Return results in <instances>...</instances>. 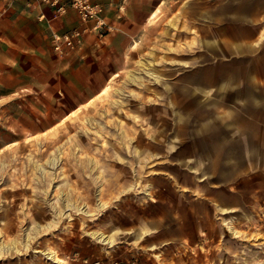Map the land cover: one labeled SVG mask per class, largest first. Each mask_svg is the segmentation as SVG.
I'll return each instance as SVG.
<instances>
[{
    "label": "rangeland",
    "instance_id": "374dc122",
    "mask_svg": "<svg viewBox=\"0 0 264 264\" xmlns=\"http://www.w3.org/2000/svg\"><path fill=\"white\" fill-rule=\"evenodd\" d=\"M91 1L0 0V264H264V0Z\"/></svg>",
    "mask_w": 264,
    "mask_h": 264
},
{
    "label": "built area",
    "instance_id": "2783aa9c",
    "mask_svg": "<svg viewBox=\"0 0 264 264\" xmlns=\"http://www.w3.org/2000/svg\"><path fill=\"white\" fill-rule=\"evenodd\" d=\"M31 6L35 3H44L55 13H63L73 9L78 13V22L63 30H52L49 41L52 51L57 56H64L73 49L80 48L84 42L86 31L97 28L98 30L105 24L104 7L100 2L91 0H23ZM42 12L39 18L44 17Z\"/></svg>",
    "mask_w": 264,
    "mask_h": 264
},
{
    "label": "bare ground",
    "instance_id": "6f19581e",
    "mask_svg": "<svg viewBox=\"0 0 264 264\" xmlns=\"http://www.w3.org/2000/svg\"><path fill=\"white\" fill-rule=\"evenodd\" d=\"M148 74V72H147ZM106 88H104L105 90ZM55 162V157L52 158H48L47 159V163L50 165H53ZM41 170V169H40ZM63 200H65L64 202V207H69L71 206V202L69 201V199L67 198H63ZM62 204V203H61ZM100 206H103L102 203L99 204ZM66 209V208H65ZM79 209V208H78ZM66 211V210H65ZM60 215L64 214L61 211L58 212ZM53 220V219H52ZM41 226V225H40ZM47 227H49V225H47ZM36 228V227H35ZM39 229V228H38ZM91 235H93L95 238H98L99 240H106L107 242H111L110 237L108 239H106V237L103 236L102 233H96V232H90ZM104 242V241H103ZM15 243L14 242H10V243H0V252L6 251V252H10L14 247ZM26 246V245H25ZM28 246V245H27ZM46 257L49 259V261H51L52 263H60V259L58 258V256L56 255V252L54 250H49L47 252H45ZM63 263V262H62Z\"/></svg>",
    "mask_w": 264,
    "mask_h": 264
},
{
    "label": "crops",
    "instance_id": "0c3cea01",
    "mask_svg": "<svg viewBox=\"0 0 264 264\" xmlns=\"http://www.w3.org/2000/svg\"><path fill=\"white\" fill-rule=\"evenodd\" d=\"M22 9H27V8H25V7H21ZM31 9H33V7L31 8ZM152 13V12H151ZM150 17H151V14L149 15ZM32 26L34 27V28H36V30H37V32H38V34L41 36H44L45 38H47L48 37V27H47V25H46V22H44V21H41V20H34L32 23ZM88 41V39H85V45L87 44V43H89V41ZM98 41H96V42H93V43H97ZM49 44H50V41H49ZM50 48H51V46H50ZM52 50V49H51ZM83 50H84V48H83ZM83 50H78V51H76V52H79V54L81 53V55L80 56H83L84 54H87V51H83Z\"/></svg>",
    "mask_w": 264,
    "mask_h": 264
}]
</instances>
